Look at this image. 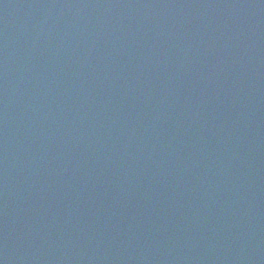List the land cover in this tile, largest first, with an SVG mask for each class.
I'll use <instances>...</instances> for the list:
<instances>
[{
    "label": "water",
    "instance_id": "obj_1",
    "mask_svg": "<svg viewBox=\"0 0 264 264\" xmlns=\"http://www.w3.org/2000/svg\"><path fill=\"white\" fill-rule=\"evenodd\" d=\"M0 264H264V0H0Z\"/></svg>",
    "mask_w": 264,
    "mask_h": 264
}]
</instances>
